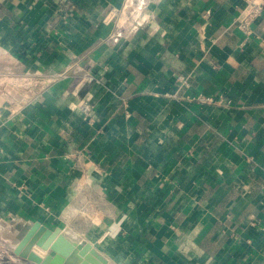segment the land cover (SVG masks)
Segmentation results:
<instances>
[{
	"label": "crops",
	"instance_id": "crops-1",
	"mask_svg": "<svg viewBox=\"0 0 264 264\" xmlns=\"http://www.w3.org/2000/svg\"><path fill=\"white\" fill-rule=\"evenodd\" d=\"M239 3L0 0L8 264L35 221L107 264H264V11L245 40Z\"/></svg>",
	"mask_w": 264,
	"mask_h": 264
},
{
	"label": "water",
	"instance_id": "water-1",
	"mask_svg": "<svg viewBox=\"0 0 264 264\" xmlns=\"http://www.w3.org/2000/svg\"><path fill=\"white\" fill-rule=\"evenodd\" d=\"M36 246L45 252L36 253ZM13 252L36 264H107V258L71 227L49 228L39 221L30 225Z\"/></svg>",
	"mask_w": 264,
	"mask_h": 264
},
{
	"label": "built area",
	"instance_id": "built-area-1",
	"mask_svg": "<svg viewBox=\"0 0 264 264\" xmlns=\"http://www.w3.org/2000/svg\"><path fill=\"white\" fill-rule=\"evenodd\" d=\"M239 2L238 14L236 16V27L246 40L253 33V25L255 20L258 18L261 12L264 11V0H239ZM176 82L181 85H188L184 75H178L176 77ZM193 98L199 101H212L211 97L203 95H197ZM83 109H90L89 104H84ZM8 260L3 261L0 259V264H8Z\"/></svg>",
	"mask_w": 264,
	"mask_h": 264
},
{
	"label": "rangeland",
	"instance_id": "rangeland-1",
	"mask_svg": "<svg viewBox=\"0 0 264 264\" xmlns=\"http://www.w3.org/2000/svg\"><path fill=\"white\" fill-rule=\"evenodd\" d=\"M6 252H4V251H0V259L1 260H8L9 258H8V254H9V252H8V250H5ZM2 264H4V263H2Z\"/></svg>",
	"mask_w": 264,
	"mask_h": 264
}]
</instances>
